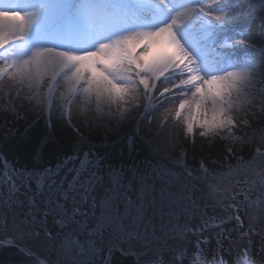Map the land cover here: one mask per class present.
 Masks as SVG:
<instances>
[{
  "label": "snow or ice",
  "instance_id": "snow-or-ice-1",
  "mask_svg": "<svg viewBox=\"0 0 264 264\" xmlns=\"http://www.w3.org/2000/svg\"><path fill=\"white\" fill-rule=\"evenodd\" d=\"M257 19L260 26L255 29ZM185 28L194 38L195 51L180 35ZM229 33L231 47H220V39ZM207 49L215 59H209ZM258 63L264 72V0H211V4L203 0H0L2 110L17 120L23 118L15 112L20 103L49 113L54 110L63 127L75 133L66 147L53 136L49 116L36 151L10 154L5 145L26 144L36 122L23 132L0 125V156L15 169L13 176L20 178L9 189L8 199L23 203L14 196L22 187L21 195L28 197L31 209L22 220L13 216L6 222L0 215L3 235L7 237V229L19 230L50 251H57L56 244L69 235L84 236L87 258L78 264H114L118 246L151 243L158 234H166L175 239L144 247L142 264H159L161 256L163 264H191L188 238L196 237L195 251L208 244L209 237L199 234L216 227L209 224V207L237 212L235 197L216 198L212 174L192 177L189 173L212 200L204 204L191 196L177 200L168 174L160 175L159 187L155 168L137 175L133 167L127 176L122 166L106 164L109 146L89 142L81 128H91L94 122L100 126L106 121L114 127L135 123L141 95L151 99L155 94L156 107L173 104L165 118L174 114L176 124H183V135L193 143L197 128L202 137L232 134L238 126L235 113L246 103ZM130 137L134 150L139 137L134 131ZM226 151L233 153L231 147ZM239 203L241 208L246 206ZM49 218L55 232L48 227ZM234 218L236 230H242L244 221L239 215ZM66 228L72 232H65ZM5 247H14L11 239L0 243V249ZM258 256L249 257L248 264H264V249Z\"/></svg>",
  "mask_w": 264,
  "mask_h": 264
},
{
  "label": "trees",
  "instance_id": "trees-1",
  "mask_svg": "<svg viewBox=\"0 0 264 264\" xmlns=\"http://www.w3.org/2000/svg\"><path fill=\"white\" fill-rule=\"evenodd\" d=\"M211 4V0H203ZM258 3L259 0H249ZM259 19L254 22L253 27L258 29ZM231 34L220 39V47L224 40L231 41ZM232 43V41H231ZM195 45V42H192ZM209 59L216 58L211 49H207ZM248 101L240 108L235 116L238 120L237 128L232 129V134H221L216 137H202L200 129H196L195 142L183 135V124H176L174 114L165 118L166 109L173 107L167 104L164 107H156L158 97L154 94L151 99L141 95L137 101L135 123L129 122L123 127H114L112 123L103 122L100 126L92 123L91 128H81L89 142L94 144H107L109 146V158L106 164H112L119 169L121 166L126 170V175H132L135 167L137 175L141 171L151 173L153 168L159 173L166 171L191 172L206 170L214 174L224 172L229 168L243 163L252 158L257 151L264 152V110L261 109V101L264 100V72L261 71L259 63L256 75L248 85ZM4 103L0 99V125L7 124L9 128H19L23 132L28 125L35 123L26 144L11 141L5 145V150L10 154L24 151L30 154L36 151L41 143V138L47 132L46 120L50 116L54 128L53 136L58 138L66 147L75 140V133L63 127L62 118L57 116L53 110L51 113L40 106H29L20 103L15 107L17 116L22 119H14L10 112L3 111ZM247 123H243V121ZM88 124L89 121H84ZM79 127V123L76 124ZM135 132L139 139L136 141L134 150L130 148V134ZM3 128H0V136ZM258 140L257 143L253 139ZM231 147L232 155L227 153ZM51 145L45 149L46 156L49 154ZM259 149V150H258ZM183 158L181 159V155ZM14 172L10 162L0 156V178L6 169ZM156 177V183L159 182ZM192 195V191H191ZM193 199V196H192Z\"/></svg>",
  "mask_w": 264,
  "mask_h": 264
},
{
  "label": "rangeland",
  "instance_id": "rangeland-1",
  "mask_svg": "<svg viewBox=\"0 0 264 264\" xmlns=\"http://www.w3.org/2000/svg\"><path fill=\"white\" fill-rule=\"evenodd\" d=\"M180 35L185 38L189 47L195 51V45L192 44L194 38L188 34V29H181ZM203 38V36L198 37V39ZM221 46L230 48L231 41L225 40ZM248 98L247 93V101ZM253 142L257 143L258 140L254 138ZM169 172L170 175L166 171L159 173L157 177L159 182L156 185L159 187L161 183L159 178L161 174H168L166 179L171 178L172 191L175 193L177 200H183L185 196H191V198L193 196V200L200 204L209 203L212 200V197L201 184L189 178L190 173L192 177L212 174L214 179L211 183L216 186V198H223L227 195L230 201L232 197H235L237 201V212H225L219 205L215 206V210L209 207L208 211L212 217L209 224L216 225V227L210 226L199 234L201 238L208 236L210 239L208 244L202 243L200 245L199 251L192 248L196 237L190 236L188 238L187 242L193 255L188 256L187 260L191 261V264H233V262L235 264H248L249 257L254 260L259 258V252L264 249V152L257 151L250 160L241 164L238 163L236 166L217 174L206 170L174 172L169 169ZM9 177H12L11 182ZM19 179V177L13 176V172L9 168L4 171L0 178V197H3V202H0V215L4 216L6 222H10L13 216L18 220H22L25 218V214L31 210L26 196L22 195L24 198L23 204H18L15 199L11 201L8 199L9 189ZM33 191H35V187H33ZM23 192L24 189L21 187L20 192L15 193L14 196H19ZM242 193L243 195H241ZM241 201L246 205L243 208L240 207L239 202ZM227 206L225 205V207ZM235 215H239L240 219L244 221L240 231L236 230L239 225L234 218ZM39 219L41 217L37 216V220ZM48 227L53 232L56 231L51 225V218H49ZM37 231L40 233V239L43 240L45 238L44 233L39 228ZM64 231L71 233L72 229L66 228ZM3 232L4 230H0L1 241L6 242L7 239H11L12 243L18 244L23 249H27L28 252L37 255L44 264H48L50 260L61 261L62 264H78L80 260L87 258L83 246L84 236L69 235L56 244L57 251H50L42 248L36 240L24 236L19 230L7 229V237L3 235ZM170 238L175 239V237L166 234H158V239L151 243H134L118 247L123 252L135 254L139 261H142L144 247H152L153 244L159 246ZM217 241L221 242L218 244ZM246 246H250L247 251H245ZM103 255L107 257L106 250ZM163 261L164 257H159V264H163Z\"/></svg>",
  "mask_w": 264,
  "mask_h": 264
},
{
  "label": "water",
  "instance_id": "water-1",
  "mask_svg": "<svg viewBox=\"0 0 264 264\" xmlns=\"http://www.w3.org/2000/svg\"><path fill=\"white\" fill-rule=\"evenodd\" d=\"M19 196L20 200L24 203L23 196ZM0 243H4V241L0 240ZM12 244L14 247L0 249V264H30V262H33V264H44L37 255L28 251L21 252L19 251L20 249H23L21 246L15 243ZM113 261L114 264H142V261H139L135 254L126 253L121 250L113 254Z\"/></svg>",
  "mask_w": 264,
  "mask_h": 264
}]
</instances>
